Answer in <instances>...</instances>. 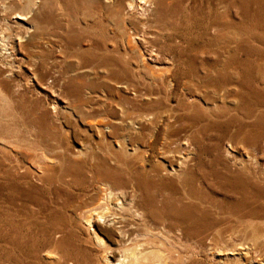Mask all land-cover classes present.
<instances>
[{
  "label": "rangeland",
  "instance_id": "374dc122",
  "mask_svg": "<svg viewBox=\"0 0 264 264\" xmlns=\"http://www.w3.org/2000/svg\"><path fill=\"white\" fill-rule=\"evenodd\" d=\"M133 262L264 264V0H0V264Z\"/></svg>",
  "mask_w": 264,
  "mask_h": 264
},
{
  "label": "bare ground",
  "instance_id": "6f19581e",
  "mask_svg": "<svg viewBox=\"0 0 264 264\" xmlns=\"http://www.w3.org/2000/svg\"><path fill=\"white\" fill-rule=\"evenodd\" d=\"M144 1H145V0H144ZM149 3H150V2H149ZM260 3H261V2H260ZM130 6H131V5H130ZM235 6H236V5H235ZM238 9H239V8H238ZM216 17H217V16H216ZM219 18H220V17H219ZM234 51H235V50H234ZM240 54H241V53H240ZM221 66H222V65H221ZM259 66H260V65H259ZM238 67H239V66H238ZM233 69H234V68H233ZM251 70H252V69H251ZM212 71H213V70H212ZM210 72H211V71H210ZM260 75H261V74H260ZM189 79H190V78H189ZM196 79H197V78H196ZM202 83H203V82H202ZM193 84H194V83H193ZM194 85H195V84H194ZM239 85H240V84H239ZM183 88H184V87H183ZM188 88H189V86H188ZM228 89H229V88H228ZM189 92H190V91H189ZM191 92H192V90H191ZM201 92H202V91H201ZM233 92H234V91H233ZM245 93H246V92H245ZM247 94H248V93H247ZM209 95H210V94H209ZM198 96H199V95H198ZM230 96H231V95H230ZM214 97H215V96H214ZM236 97H237V96H236ZM212 98H213V97H212ZM217 98H218V97H217ZM162 101H163V100H162ZM189 101H190V100H189ZM184 103H185V102H184ZM189 104H190V102H189ZM153 105H154V104H153ZM184 105H185V104H184ZM187 105H188V104H187ZM161 106H162V105H161ZM170 106H171V105H170ZM198 106H199V105H198ZM206 106H207V105H206ZM158 107H159V106H158ZM165 107H166V106H165ZM168 107H169V106H168ZM159 108H160V107H159ZM185 109H186V108H185ZM155 110H156V109H155ZM171 110H172V109H171ZM194 110H195V109H194ZM208 110H209V109H208ZM157 111H158V110H157ZM210 111H212V110H210ZM165 112L167 113V111H165ZM172 112H173V111H172ZM183 112H184V111H183ZM185 112H186V111H185ZM168 113H169V112H168ZM179 113H180V112H179ZM212 113H213V112H212ZM154 114H155V113H154ZM154 114H153V115H154ZM216 114H217V112H216ZM171 115H172V114H171ZM171 115H170V116H171ZM173 115H174V114H173ZM173 115H172V117H174ZM155 116H156V118H157V117L159 118V121H161L163 125L165 124V125L169 126V129H170V130L172 129V128H171V125H172V124H169V123L166 122V120H167V114H165V113L163 114L161 111H160V112L158 111V113H156ZM210 116H211V115H210ZM220 116H221V115H220ZM225 116H226V115H225ZM176 117H177V116H176ZM187 117H188V116H187ZM151 118H152V117H151ZM179 118H180V117H179ZM227 118H228V117H227ZM232 118H233V117H232ZM191 119H192V118H191ZM220 119H221V118H220ZM142 120H144V117H143ZM146 120H147V119H146ZM151 121H152V119H151ZM156 121H157V120H156ZM159 121H158V122H159ZM168 121H169V120H168ZM233 121H234V120H233ZM153 122H154V120H153ZM174 122H175V120H174ZM154 124H155V123H154ZM174 124H175V123H174ZM174 124H173V125H174ZM157 125H158V123H157ZM175 125H176V124H175ZM175 125H174V126H175ZM188 125H190V124H188ZM159 127H161V125H160ZM176 127H177V126H176ZM208 127H209V126H208ZM173 128H174V127H173ZM180 128H181V127H180ZM182 128H183V127H182ZM206 128H207V127H206ZM155 129H156V128H155ZM157 129H158V127H157ZM160 129H161V128H160ZM166 129H167V128H166ZM190 129H191V128H190ZM163 130H164V129H163ZM167 131H169V130H167ZM167 131H166V133L168 134L169 132H167ZM173 131H174V129H173ZM176 131H177V130H176ZM176 131H175L174 133H177V132H179L180 130L177 131V132H176ZM156 132H157V131H156ZM160 132H161V131H160ZM157 133H158V132H157ZM171 133H173V132H171ZM171 133H170V134H171ZM190 133H191V132H190ZM178 134H179V133H178ZM157 135H158V134H157ZM168 135H169V134H168ZM168 135H167V138H168ZM175 135H177V134H175ZM172 136H174V134H172ZM169 137H170V136H169ZM179 137H180V136H179ZM179 137H178V139H179ZM193 137H194V136H193ZM167 138H166V139H167ZM174 138H175V137H174ZM156 139H157V137H156ZM168 139H169V138H168ZM175 139H177V138H175ZM166 141H167V140H166ZM173 141H174V139H173ZM173 141H172V144H174ZM186 141H187V140H186ZM189 142H190V141H189ZM177 143H179V142H177ZM187 143H188V142H187ZM197 143H198V142H197ZM164 144H165V142H164ZM168 144H169V142H168ZM172 144H170V145H172ZM182 144H183V143H182ZM184 144H186V143L184 142ZM184 144H183V145H184ZM168 146H169V145H168ZM166 147H167V146H166ZM165 149L167 150V148H165ZM168 149H169V147H168ZM164 151H165V150H164ZM170 153H172V151H171ZM167 154H168V153H167ZM177 154H179V153H177ZM186 154H187V153H186ZM188 154H191V153H188ZM168 155H169V154H168ZM171 155H172V154H171ZM225 155H226V154H225ZM164 157H166V155H165ZM187 157H188V156H187ZM190 157H191V155H190ZM167 158H168V156H167ZM193 159H194V158H193ZM179 160H180V159H179ZM179 160H178V161H179ZM190 160H191V159H190ZM180 161H182V160H180ZM180 161H179V162H180ZM178 164H183V162H182V163H178ZM216 171H217V170H216ZM214 172H215V171H214ZM170 173H171V172H170ZM43 175H44V174H43ZM40 177H41V176H40ZM38 178H39V177H38ZM103 180H104V179H103ZM99 181H100V180H99ZM97 187H98V186H97ZM108 187H109V186H108ZM93 189H94V188H93ZM140 191H141V190H140ZM98 192H99V191H98ZM108 192H109V191H108ZM110 193H111V192H110ZM119 193H120V192H119ZM117 194H118V193H117ZM101 195H102V194H101ZM115 195H116V193H115ZM115 195H114V196H115ZM137 195H139V194H137ZM146 196H147V195H146ZM115 197H116V196H115ZM137 197H138V196H137ZM132 199H133V198H132ZM148 199H149V198H148ZM152 199H153V198H152ZM85 200H86V199H85ZM156 200H157V199H156ZM111 201H112V200H111ZM78 202H79V201H78ZM90 202H91V201H90ZM90 202H89V203H90ZM105 202H106V201H105ZM106 203H107V202H106ZM110 203H112V202H110ZM83 204H84V203H83ZM99 204H100V203H99ZM146 205H147V204H146ZM75 206H76V205H75ZM95 206H96V207L91 208V210H96V208L99 207L100 205L98 206V204L96 203ZM170 206H171V205H170ZM121 207H122V206H121ZM148 208H149V207H148ZM88 209H89V208H88ZM88 209H87V210H88ZM106 210H107V209H106ZM115 210H116V209H115ZM121 210H122V209H121ZM83 211H84V210H83ZM99 211H100V210H99ZM132 211H133V210H132ZM136 211H137V210H136ZM153 211H154V210H153ZM90 212H91V211H90ZM92 212H94V211H92ZM123 212H124V211H123ZM173 212H174V211H173ZM86 213H87V212H86ZM86 213H83V214H86ZM105 213H106V212H105ZM110 213H111V212H110ZM112 213H113V212H112ZM128 213H129V212H128ZM130 213H131V212H130ZM145 213H146V212H145ZM92 214H93V213H92ZM92 214H91V215H92ZM94 214H95V213H94ZM98 214H99V213H98ZM99 215H100V214H99ZM101 215L105 216L104 214H101ZM101 215H100V216H101ZM129 215H130V214H129ZM179 215H180V214H179ZM85 216H87V215H85ZM124 216H125V215H124ZM140 216H141V215H140ZM88 217H90V216H88ZM92 217H93V216H92ZM111 217H112V216H111ZM185 217H186V216H185ZM102 218H104V217H102ZM136 218H137V217H136ZM85 219L87 220V218H85ZM90 219H91V218H90ZM90 219H89V221H91ZM125 219H126V218H125ZM130 219H131V218H130ZM137 219H138V218H137ZM96 220H99V218L97 219L96 217H93V221H95V223H96ZM126 220H127V219H126ZM142 220H143V219H142ZM147 221H148V220H147ZM87 222H88V221H87ZM156 222H157V221H156ZM112 223H113V222H112ZM136 224H137V223H136ZM167 224H168V223H167ZM169 224H170V223H169ZM97 225H98V224H97ZM132 225H133V224H132ZM137 226H138V225H137ZM119 227H120V226H119ZM124 227H125V226H124ZM17 228H18V227H17ZM128 228H129V227H128ZM138 229H139V228H138ZM122 230H123V229H122ZM180 230H181V229H180ZM165 231H166V230H165ZM4 232H5V231H4ZM126 232H127V231H126ZM10 234H11V233H10ZM121 234H122V233H121ZM123 236H124V234H123ZM6 237H7V236H6ZM11 237H12V236H11ZM133 241H134V240H133ZM142 244H143V243H142ZM143 246H144V245H143ZM132 247H133V246H132ZM134 247H135V246H134ZM141 247H142V246H141ZM156 247H157V246H156ZM119 248H120V247H119ZM135 249H136V248H135ZM118 250H119V249H118ZM128 250H129V249H128ZM131 250H132V249H131ZM140 250H142V248H141ZM133 251H134V250H133ZM147 251H148V249H147ZM128 252H129V251H128ZM131 252H132V251H131ZM136 252H137V251H136ZM139 252H140V251H139ZM142 253H143V252H142ZM138 254H139V253H138ZM139 255H140V254H139ZM148 255H149V254H148ZM159 255H160V254H159ZM141 256H142V255H141ZM144 256H145V255H144ZM150 256H151V255H150ZM126 257H127V256H126ZM129 257H130V256H129ZM153 257H155V258L157 259V255H153ZM134 258H135V256H134ZM139 259H140V258H139ZM149 259H150V257H149ZM151 259H152V258H151ZM168 259H169V258H168ZM172 259H173V257H172ZM137 260H138V259H137ZM137 260H136V261H137ZM140 260H141V259H140ZM180 260H181V259H180ZM124 261H125V260H124ZM132 261H133V260H132ZM157 261H158V260H157ZM176 261H177V260H176ZM176 261H175V262H176ZM169 262H170V261H169ZM133 263H134V262H133ZM140 263H141V262H140ZM134 264H135V263H134ZM156 264H157V263H156Z\"/></svg>",
  "mask_w": 264,
  "mask_h": 264
}]
</instances>
